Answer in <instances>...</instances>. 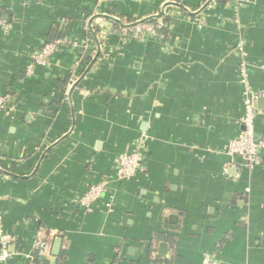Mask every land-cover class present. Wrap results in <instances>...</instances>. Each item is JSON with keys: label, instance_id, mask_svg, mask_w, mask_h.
I'll return each mask as SVG.
<instances>
[{"label": "crops", "instance_id": "crops-1", "mask_svg": "<svg viewBox=\"0 0 264 264\" xmlns=\"http://www.w3.org/2000/svg\"><path fill=\"white\" fill-rule=\"evenodd\" d=\"M175 1L188 11L172 0H0L10 105L0 111V213L13 264H264V154L241 177L227 154L241 131L243 68L264 140V0ZM162 12L160 34L125 36ZM56 40L71 43L25 77ZM143 136L147 173L116 181L117 158ZM105 180L94 211L75 205ZM41 240L51 251L38 258Z\"/></svg>", "mask_w": 264, "mask_h": 264}, {"label": "built area", "instance_id": "built-area-1", "mask_svg": "<svg viewBox=\"0 0 264 264\" xmlns=\"http://www.w3.org/2000/svg\"><path fill=\"white\" fill-rule=\"evenodd\" d=\"M208 3L216 0H207ZM172 2H176L172 0ZM236 8L242 6L243 0H230ZM228 2V3H229ZM177 3V2H176ZM166 26L162 19H156L155 23H142L125 28V36L140 40L142 37L150 34H160ZM109 32V30H107ZM68 40L45 41L42 47L31 56L24 73L25 77L34 76L38 68H46L51 64L53 57L62 48L70 45ZM241 84L243 85V105L244 114L240 119L241 131L237 138L230 141L227 154L231 158L230 166L235 167L241 177L244 171H253L263 164L264 140L258 137L256 133V121L260 115L257 103L260 94L255 92L250 85L249 75L246 68L241 71ZM9 96H0V111H9ZM150 137L143 136L134 146L117 158L115 162L114 179L119 182H127L134 179L137 175L147 173L148 171V145ZM112 180L92 184L86 192L75 199V205L90 213L95 210L97 204L109 195V184ZM111 211L113 200L109 199L106 204ZM16 244V238L5 232L3 229V215L0 213V264H13V247ZM51 251V244L47 240L38 241L35 246V256L42 258ZM35 259L31 264H35ZM202 264H222L220 261L206 256Z\"/></svg>", "mask_w": 264, "mask_h": 264}, {"label": "water", "instance_id": "water-1", "mask_svg": "<svg viewBox=\"0 0 264 264\" xmlns=\"http://www.w3.org/2000/svg\"><path fill=\"white\" fill-rule=\"evenodd\" d=\"M170 4H173V5H175V6H180L182 9L187 10V9H185V7H182V6L179 5L178 3H170ZM187 11H188V10H187ZM164 15H165V12H162V13L159 14V15H156V16H154V17H150V18H147V19L143 20L142 22H139L138 24L145 23V22H147V20H150V19H162V18L164 17ZM111 19H112L113 21H115V22H120V20H118V19H116V18H111ZM135 25H136V24H135ZM125 27H129V26H125ZM79 82H80V81L76 82V83L73 85V88H72L71 91H73V90L78 86ZM70 95H71V94H70ZM260 99H261V98L258 99V103L260 102ZM0 172H3V170L0 169ZM175 218H176V217L173 216V217H172V220H175ZM61 246H62V240H61V239H57V240H56V244H55V251H54V252H55V253H54L55 256H58V255H59L60 250H61ZM168 252H169V245H168L167 243H161L160 246H159V256L165 258V257L168 255Z\"/></svg>", "mask_w": 264, "mask_h": 264}, {"label": "trees", "instance_id": "trees-1", "mask_svg": "<svg viewBox=\"0 0 264 264\" xmlns=\"http://www.w3.org/2000/svg\"><path fill=\"white\" fill-rule=\"evenodd\" d=\"M230 0H216L217 3H223V4H228ZM164 21H167V17L163 18ZM156 22V19H153L151 21H149L148 23H155ZM37 257V256H36ZM39 259H36V262L38 261Z\"/></svg>", "mask_w": 264, "mask_h": 264}]
</instances>
